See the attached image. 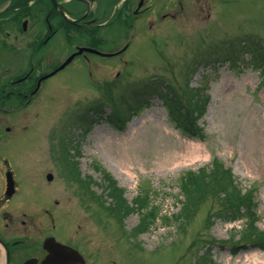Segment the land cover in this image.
Listing matches in <instances>:
<instances>
[{
    "label": "rangeland",
    "instance_id": "374dc122",
    "mask_svg": "<svg viewBox=\"0 0 264 264\" xmlns=\"http://www.w3.org/2000/svg\"><path fill=\"white\" fill-rule=\"evenodd\" d=\"M153 3L143 32L121 20L108 31L106 51L131 42L123 62L77 58L23 111L24 186L40 199L50 190L63 222L97 232L101 264H264V249L243 238L252 220L264 231V0ZM86 37L57 34L51 69ZM196 107L201 132L188 137L182 115ZM213 165L236 180L239 211L219 195L220 169L208 185L195 180L194 203L183 206L186 175ZM107 173L124 191L122 220Z\"/></svg>",
    "mask_w": 264,
    "mask_h": 264
},
{
    "label": "flooded vegetation",
    "instance_id": "af4514ba",
    "mask_svg": "<svg viewBox=\"0 0 264 264\" xmlns=\"http://www.w3.org/2000/svg\"><path fill=\"white\" fill-rule=\"evenodd\" d=\"M153 1L0 0V264H101L104 241L97 232L63 222L50 190L40 199L37 188L24 186L21 114L31 113L37 83L54 63L57 34L84 33L87 46L99 49L101 28L121 20L124 30L140 31L155 21Z\"/></svg>",
    "mask_w": 264,
    "mask_h": 264
},
{
    "label": "trees",
    "instance_id": "16d2710c",
    "mask_svg": "<svg viewBox=\"0 0 264 264\" xmlns=\"http://www.w3.org/2000/svg\"><path fill=\"white\" fill-rule=\"evenodd\" d=\"M197 100H195L196 102ZM203 106V104H202ZM204 107L201 109L200 113L197 112V107L195 108L194 111L188 112L184 111L183 112V118L184 121L181 124L183 131L188 135V137H195L199 136V133L201 132V128L196 126V120L197 117H201L204 114ZM221 167L217 165H213L212 168L207 167L203 168L200 172L197 174L195 173H188L185 177V182L182 186V192L185 197V202L183 203V206L185 208L189 207L191 204L194 203L195 196L197 195L199 188L197 186V183L195 180H201L205 185H208L210 182L217 181L216 180V174L217 170H221L222 174L226 179L228 180V183L223 182V184L218 185L219 195L222 197V201L227 203H233L236 199V197H240V193L238 191V186L235 182V179L232 175V173L229 170H222ZM105 178L107 181H109V190L111 192V195L114 197V200L116 202V207L113 208L114 212H123V210L127 209L128 206L126 205V201L123 196V191L120 190L117 187L116 182L111 178V176L107 173L105 174ZM243 202H244V197ZM243 204V203H242ZM241 202L231 205V207L236 206L238 211L240 208H243ZM247 207L249 210L250 203L244 204V207ZM232 213H229V215H224V218H226V221H235L239 218V216H230ZM244 239H247L248 242L251 243L252 246L257 247V248H264V233L260 232L258 228H256L253 224V220L251 221L249 227L245 230V234L243 235Z\"/></svg>",
    "mask_w": 264,
    "mask_h": 264
},
{
    "label": "water",
    "instance_id": "95a60500",
    "mask_svg": "<svg viewBox=\"0 0 264 264\" xmlns=\"http://www.w3.org/2000/svg\"><path fill=\"white\" fill-rule=\"evenodd\" d=\"M83 51H84V50H81L80 53H82ZM73 58H74V56L71 57V58L68 60V62H67V63H66L61 69L65 68L66 65L69 64V63L72 61ZM52 179H53V177L50 175V176H49V180H52Z\"/></svg>",
    "mask_w": 264,
    "mask_h": 264
},
{
    "label": "bare ground",
    "instance_id": "6f19581e",
    "mask_svg": "<svg viewBox=\"0 0 264 264\" xmlns=\"http://www.w3.org/2000/svg\"><path fill=\"white\" fill-rule=\"evenodd\" d=\"M126 145H128V144H126ZM125 145V148H127V146ZM122 161H124V159H122ZM125 162V161H124Z\"/></svg>",
    "mask_w": 264,
    "mask_h": 264
}]
</instances>
